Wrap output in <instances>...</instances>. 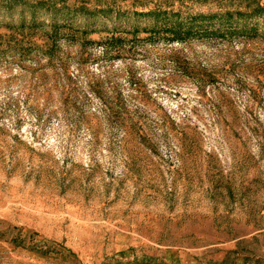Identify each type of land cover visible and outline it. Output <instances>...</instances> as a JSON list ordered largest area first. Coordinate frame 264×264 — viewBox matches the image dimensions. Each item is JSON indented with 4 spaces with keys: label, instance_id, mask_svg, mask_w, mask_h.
Masks as SVG:
<instances>
[{
    "label": "rangeland",
    "instance_id": "obj_1",
    "mask_svg": "<svg viewBox=\"0 0 264 264\" xmlns=\"http://www.w3.org/2000/svg\"><path fill=\"white\" fill-rule=\"evenodd\" d=\"M31 1L87 32L0 56V264H264V19L169 41L73 9L236 1Z\"/></svg>",
    "mask_w": 264,
    "mask_h": 264
},
{
    "label": "trees",
    "instance_id": "obj_2",
    "mask_svg": "<svg viewBox=\"0 0 264 264\" xmlns=\"http://www.w3.org/2000/svg\"><path fill=\"white\" fill-rule=\"evenodd\" d=\"M236 1L233 7L219 6L216 10L208 12H189L181 9H172L155 5L145 10H122L120 8H96L91 10L88 6L80 5L73 9L74 14L82 18L91 19L95 15L101 17L113 16L116 19H151L148 29L150 33H162L166 40L184 41L194 36H228L237 32L255 34L257 32V21L264 19V0H229ZM4 17L9 20L4 25L10 29L8 32H0V56L26 59L32 58L33 54L41 52L48 59L55 56L58 42L62 38H74L71 32H61L62 27L81 30L71 21L72 16L64 17L63 22H58L59 16L67 15V12L59 11L62 7L56 3L46 7L48 21L42 20L37 15L41 8L40 1L31 0H6L4 1ZM66 8V5L63 6ZM28 13H25V12ZM126 17V18H125ZM47 27V28H46ZM137 29V26L136 28ZM38 33L41 42L33 40L32 34Z\"/></svg>",
    "mask_w": 264,
    "mask_h": 264
}]
</instances>
